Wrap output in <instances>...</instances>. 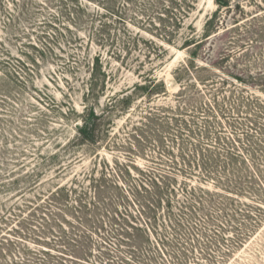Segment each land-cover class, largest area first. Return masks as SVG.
Returning <instances> with one entry per match:
<instances>
[{
	"label": "rangeland",
	"instance_id": "374dc122",
	"mask_svg": "<svg viewBox=\"0 0 264 264\" xmlns=\"http://www.w3.org/2000/svg\"><path fill=\"white\" fill-rule=\"evenodd\" d=\"M230 1L196 49L216 0H0V264H264V0ZM227 150L260 168L245 192ZM147 176L176 191L156 224Z\"/></svg>",
	"mask_w": 264,
	"mask_h": 264
},
{
	"label": "trees",
	"instance_id": "16d2710c",
	"mask_svg": "<svg viewBox=\"0 0 264 264\" xmlns=\"http://www.w3.org/2000/svg\"><path fill=\"white\" fill-rule=\"evenodd\" d=\"M62 4H67L68 2H74L76 0H60ZM103 1V0H102ZM105 1V0H104ZM159 2L160 0H154V2ZM116 2H113L112 4L114 5ZM216 4L218 5V8L219 10L216 11V13L211 17L209 18V20L207 21L206 23V27H205V34H204V37L202 40H198V41H195L196 39H193L191 38L190 40H188V43H190L188 46H193L194 48L196 49H199L203 46V44L210 39V36H211V33L214 32L215 29H217L219 27V23H220V20H219V16L221 15V13L223 12V10H231L233 9V6L231 4V1L230 0H216ZM115 7V5H114ZM237 9H240L241 8V5L240 3L237 4L235 6ZM73 10L75 13L77 14H82V13H85L86 11H84V8H83V5L82 4H79L77 6H74L73 7ZM87 10V9H86ZM114 13H118V10H116L115 8L113 9ZM185 10H182L181 13H184ZM89 11H87L88 13ZM108 13L111 15V16H114V14L110 11H108ZM243 14H245V12L242 11ZM91 14V13H89ZM256 17L252 18L251 20H255ZM181 19H177L176 18V23L177 25H180V21ZM250 19L246 20L245 22H249ZM244 22V23H245ZM252 23H249L245 26L246 30H248L250 28ZM241 24H239V22H236L235 23V27L233 28H229L225 31V33L235 29V28H238ZM262 37V36H261ZM231 44H234V43H231ZM252 44H254V42H251L250 44H247V46L249 45V48L252 47ZM247 53V52H246ZM243 53H241L239 56L242 57L244 56ZM196 55L195 53L192 55V58H195ZM230 56L227 54V56H223L222 58V61H225V59H228ZM247 57V56H246ZM95 60L99 63L100 59L99 57H96ZM190 66L189 64H186V66L182 69L181 72H183V75H186L188 72H190ZM193 66V64H192ZM196 68V70H200L202 68H199L198 66H193ZM94 68H95V64H94ZM98 68H99V64H98ZM95 69V70H98ZM94 70V72H95ZM252 76V75H251ZM259 77L258 78H253L249 77L252 79V80H256V81H264V72L261 74L258 75ZM149 78V77H148ZM147 78V79H148ZM237 80L238 81H241V82H244L245 80H243L242 77H239L237 76ZM148 83H145L144 85H139V86H136L135 90L134 91H149V93H153L155 91H157L160 87L164 86L161 82L157 81L156 79H150L148 80ZM192 82L190 81L189 84L187 86H184V89L183 90H180V92H184L185 90H187V87L189 86H192L191 85ZM260 87H263L264 84H259ZM92 95L94 96V94L96 93L94 88H91V92ZM165 93V91L163 92ZM250 101V100H249ZM128 102V100H126L125 98H122L121 100L118 98V99H114V102H112L111 100V105H109L111 108L110 110H112L113 108H115L114 104H120V105H124ZM109 113V112H108ZM106 113V112H102L100 114H97V111L93 108L89 109L87 114L85 115L84 113V117L83 118V124L81 126V128H79V135L80 137L85 140V141H89V142H92V143H96L98 142L97 139L101 138V137H109L110 136V133L109 131L105 130V132L101 131V129L107 125V122L109 121L110 119V116H108L109 114ZM82 114V115H83ZM232 148L234 149V151L236 150V146H234V144H232ZM248 148H252V145H249L247 146ZM234 151H231V150H227V157L224 159V160H221L222 159V156L220 155V158L218 159V162L221 164L220 168L224 169L223 170V174L225 175V178L226 179H223L221 178L220 180L221 181H227L226 183V188L227 190L228 189H235V188H232L231 185L232 183L234 182L235 185H237L236 187V191H240V193H242L243 191L245 192L246 190L245 189V184H249L251 183V181H256L257 182V179H260V168L257 167V169H255V167H250L249 164V160L247 158H245L243 156V154H241L240 152H234ZM218 163V164H219ZM217 163H215L214 165V168L218 165ZM241 166V164H244V166H247V168L249 167V169L247 168H244V170H246V173L243 174L242 177H238L239 180H243L242 182H239L238 180H232V179H228L230 175L229 171H231L232 173L237 169V171H241L242 168H239V165ZM145 173V172H143ZM211 175H214V174H211ZM220 175V174H219ZM148 180L146 179L147 183L148 184H139L138 187H136V189H139V190H144L146 191L147 193H149V190H153L154 193H155V197H153L150 201H148L147 205L143 206V210H148L149 212H151V214L153 215V220H154V223L156 224V219H157V214H156V211H158L162 204L165 202L164 201V198L166 199V202L168 204V206H171L172 205V198L174 197L176 191H175V188L172 186V184H170V182L168 181L169 178L166 177V176H161L160 178H156V177H150V176H147ZM228 179V180H227ZM242 187V188H240ZM62 190L61 192H65L66 189H60ZM56 195L57 194V191H56ZM86 208V207H85ZM84 208V209H85ZM143 226H140V228H136L133 226V229L139 231V232H144L147 237L149 238L150 237V234L147 233L145 230L142 229ZM151 230H149L150 232ZM136 249V248H134Z\"/></svg>",
	"mask_w": 264,
	"mask_h": 264
}]
</instances>
